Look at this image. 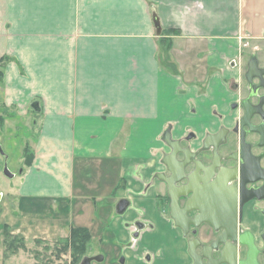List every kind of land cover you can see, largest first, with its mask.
I'll return each mask as SVG.
<instances>
[{"label": "crops", "instance_id": "0c3cea01", "mask_svg": "<svg viewBox=\"0 0 264 264\" xmlns=\"http://www.w3.org/2000/svg\"><path fill=\"white\" fill-rule=\"evenodd\" d=\"M243 2L2 0L17 65L5 67L0 101L34 129L19 131L33 156L13 162V236L85 228L109 264L189 263L155 199L159 138L201 135L230 112L239 67L264 47V20L242 18ZM262 222L245 209L242 226Z\"/></svg>", "mask_w": 264, "mask_h": 264}, {"label": "flooded vegetation", "instance_id": "af4514ba", "mask_svg": "<svg viewBox=\"0 0 264 264\" xmlns=\"http://www.w3.org/2000/svg\"><path fill=\"white\" fill-rule=\"evenodd\" d=\"M239 69L241 83L235 90L237 98L231 102L230 112L227 115L217 116L219 122L217 121L216 127L207 129L201 135L191 131L180 138H174L169 130L162 134L165 145V139L168 140L169 135H171L170 141H178V144L174 146L175 149H178L176 158L179 162H188L184 166L185 175H190L197 171L196 181L199 184L203 183L201 178L204 177L205 170L207 172L212 171L209 181H214L221 168L235 170L238 174L240 171L241 174L245 171L243 178L246 180L263 176L262 179H259L261 181L249 182L246 185L247 189H255L264 182V47L251 51ZM166 147L167 149L161 154L159 159L162 169L154 175L153 184L156 187H160V193L156 194L155 199L158 205L165 209L166 216L172 221L174 228L179 231L181 236L180 243L189 261L188 264H194L195 261L191 255V250L195 255L202 257L198 264L209 263L208 259L204 258L203 255L208 252V255L215 261L214 263H217L222 257L224 248V243H219L220 230H216L206 223L197 226L190 223L187 231L184 232L170 218V198L167 195L166 185L163 180L156 177L157 173L169 175L161 160L162 156L166 155L167 157L173 148L169 145H166ZM251 165L253 168H251ZM258 166L260 169H255ZM237 182L231 180L230 185ZM187 183L188 180L184 178L177 182L176 185L183 186ZM184 201V198H178L180 207L184 206ZM250 206L264 218V198L253 199L243 206L239 224L240 231L248 230L252 233L254 245L258 250L256 261L258 264H264V222L257 224V227L261 226L260 231H257L259 227L255 230L242 226L245 209ZM197 214H199L197 211H191L187 215L193 218ZM176 243H178V240ZM229 243L234 248L236 247L234 264H239L241 261L246 260L248 246L235 243L234 241ZM130 246L133 245L130 244ZM209 246L208 250L207 247ZM88 250H90L89 246L86 251ZM87 254L88 252L85 253L78 264H81L84 257L91 258L90 264H101L103 262V257L99 254ZM145 255L148 260L152 259V254L146 253ZM98 256L101 257L100 260H95L94 257ZM223 258L230 259L226 253ZM118 260L114 264H120L119 262L120 260L122 261V258ZM226 262L223 261L221 264H229Z\"/></svg>", "mask_w": 264, "mask_h": 264}, {"label": "water", "instance_id": "95a60500", "mask_svg": "<svg viewBox=\"0 0 264 264\" xmlns=\"http://www.w3.org/2000/svg\"><path fill=\"white\" fill-rule=\"evenodd\" d=\"M170 139L171 135H169L168 140L165 139L166 145H169L173 149L167 157L163 155L161 160L169 175L157 173L156 177L163 180L166 185L167 195L170 198V218L173 220L174 224L184 232L187 231L190 223L194 226L206 223L214 229L220 230L219 243H224V248L222 250L223 254L221 253L222 257L217 263H214L215 261L208 255L209 252L204 253V258L208 259V264H221L223 261L234 264L236 247L234 248L233 245H230L229 242L231 241L248 246L247 258L239 264H258L256 261L258 250L254 245L253 235L248 230L240 231L239 224L243 206L253 199L264 198V182L255 189H247L246 185L249 182L261 181L259 179H262L263 176L246 180L243 178L245 171L242 174L240 171L238 174L235 170L221 168L214 181H209L212 171L207 172L205 170L204 177L201 178L203 183L199 184L196 181L197 171L190 175L184 174V166L188 162L178 161L176 158V151H178V149L174 148V146L178 144V141H170ZM251 168H253L252 165ZM255 169L260 168L258 166ZM4 173L9 175L6 168ZM184 178L188 180V183L183 186H177L176 183ZM231 180L238 182L230 185ZM180 197L185 199L183 207H180L178 203V198ZM118 210L123 211L124 205L120 204ZM191 211H197L199 214L191 218L187 215ZM209 248L210 246L207 247L208 250ZM190 252L195 259L194 264H198L202 257L195 255L192 250ZM225 253L230 259L223 258ZM100 258V256L94 257L95 260H100ZM90 261L91 258L84 257L81 264H90Z\"/></svg>", "mask_w": 264, "mask_h": 264}, {"label": "rangeland", "instance_id": "374dc122", "mask_svg": "<svg viewBox=\"0 0 264 264\" xmlns=\"http://www.w3.org/2000/svg\"><path fill=\"white\" fill-rule=\"evenodd\" d=\"M1 4H2V0H0V6ZM242 12H243L242 18L244 19L247 18L246 21L248 22L249 20V22L252 25L253 23L257 22V19L264 20V1L263 2L259 1L258 3V1L256 0H249L248 4L243 2ZM0 19H2V17H0ZM4 20L5 17L3 16L2 22H0V84L1 86L4 85L3 78H4L5 67L11 63L17 65V51L15 52L12 51L14 49L11 46H7L5 44V41L7 40L9 23ZM8 47L10 48V51ZM19 70L20 73L23 72V70L20 67ZM1 86H0V100L2 101L4 96V88H2ZM1 101H0V264H72L71 251L64 249L62 247L64 244L63 240L69 237L70 231L67 232L66 235L60 237L58 236L57 238L52 240H44L40 238L25 240L21 236L22 241H19V239H17L18 236H13V234L9 229L10 227L9 223L13 222L12 220L21 221L20 217L15 215L16 209H13L14 208L13 198H12L13 196L10 195L12 189L14 188V184L16 183V179H17L16 174L18 172V169L16 166H14L13 162L17 163L19 159L24 156L26 160L27 153L33 156L32 148L27 144H24L23 146L22 144L23 140H21L20 138L21 133H19V131L22 130V126L25 124L30 126V129L32 130L34 129L32 127L33 125L30 124V120L33 119L32 116L25 117V119L15 116L9 117L8 113L10 111L7 108V106L3 104V102ZM159 140L163 149L162 148L159 149L157 153L158 154L157 157H160L161 154L167 149L164 141L162 140V135H160ZM11 148L12 151L10 150ZM159 159L158 161L162 168ZM5 161L7 162L8 169L15 174L14 178L12 179H10L4 173ZM162 210L166 212L165 209ZM7 235L14 237L12 238L13 240L11 241L9 240L10 241L9 248L5 247V240H6L5 237ZM91 247H94V245L93 244L90 245V250L92 249ZM87 252H89V250L86 251V253ZM89 254L94 255L95 253L90 251ZM101 264H109V262L107 261L106 258H103V262ZM112 264H114V261L112 262Z\"/></svg>", "mask_w": 264, "mask_h": 264}, {"label": "trees", "instance_id": "16d2710c", "mask_svg": "<svg viewBox=\"0 0 264 264\" xmlns=\"http://www.w3.org/2000/svg\"><path fill=\"white\" fill-rule=\"evenodd\" d=\"M27 149V148H25ZM32 156L27 153L26 162L29 164L31 162ZM10 238H9V237ZM10 235L5 237V247L9 248L10 241L13 240ZM8 239V240H7ZM19 241H22L21 238H18ZM10 240V241H9ZM64 241L63 248L71 251L72 264H78L81 258L85 255L90 242V234L85 228H71L69 237Z\"/></svg>", "mask_w": 264, "mask_h": 264}]
</instances>
